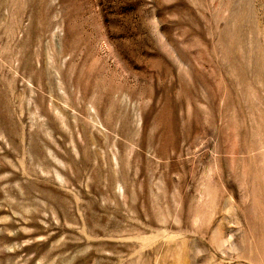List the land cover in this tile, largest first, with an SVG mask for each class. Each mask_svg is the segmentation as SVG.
<instances>
[{
  "label": "rangeland",
  "instance_id": "1",
  "mask_svg": "<svg viewBox=\"0 0 264 264\" xmlns=\"http://www.w3.org/2000/svg\"><path fill=\"white\" fill-rule=\"evenodd\" d=\"M0 264H264V0H0Z\"/></svg>",
  "mask_w": 264,
  "mask_h": 264
}]
</instances>
